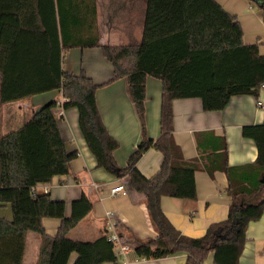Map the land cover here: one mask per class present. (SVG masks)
I'll use <instances>...</instances> for the list:
<instances>
[{"label":"trees","instance_id":"16d2710c","mask_svg":"<svg viewBox=\"0 0 264 264\" xmlns=\"http://www.w3.org/2000/svg\"><path fill=\"white\" fill-rule=\"evenodd\" d=\"M264 21V0H255ZM76 2V4H75ZM77 0H0V72L6 63L18 29L46 35L49 44L48 70L65 99L63 108L76 107L78 124L97 166L118 178H126L130 189L144 195L149 222L157 235L133 236L129 257L160 258L185 252V264H238L250 221L264 210V162L230 165L224 136L207 148L205 132L196 136L203 167L212 174L225 173V191L230 197L224 219L210 223L201 236L181 233L163 212L162 196L194 199L195 160L186 161L173 138L175 98L198 97L204 110H219L235 94L257 98L264 88V53L258 42L245 44L236 16L216 0H146L141 41L134 46L99 44L96 35L74 41L67 33L78 14ZM71 45H98L113 66L108 80L125 77L130 98L141 125V139L130 153L125 167L113 157L118 142L106 129L98 110L95 83L84 71L62 69L63 51ZM161 80L160 134L149 138L145 132V80ZM106 82L102 83L105 84ZM58 99L40 106L20 127L0 136V204L8 203L11 220L0 217V264H21L24 234L34 231L41 245L37 264H66L72 251L73 264H120L106 232L93 241L74 240L67 232L91 209L85 195L73 200L70 215L65 203L52 200L49 193H34L32 187L53 175L69 171L76 150L65 148L52 109ZM154 147L162 153L159 171L150 178L137 169L142 153ZM42 217H57L60 225L54 236L45 233Z\"/></svg>","mask_w":264,"mask_h":264},{"label":"crops","instance_id":"0c3cea01","mask_svg":"<svg viewBox=\"0 0 264 264\" xmlns=\"http://www.w3.org/2000/svg\"><path fill=\"white\" fill-rule=\"evenodd\" d=\"M226 11L236 16L242 28L245 44L258 42L264 53V21L255 0H216ZM76 4V2H75ZM77 15L67 33L74 41L89 40L96 35L99 44L137 45L142 38L146 0H77ZM49 44L45 34L18 29L3 70L0 72V136L20 127L34 112L50 99H58L52 109L59 133L68 151L77 155L69 163L65 174L53 175L50 180L33 186L34 193H49L52 200L65 203V214L71 203L85 195L91 204L89 212L72 227L67 236L74 240L93 241L104 234L107 211L113 212L120 236L133 246L132 234L140 239L157 235L151 226L144 195L127 185L126 178H118L97 166L78 124L76 107L63 108L65 100L59 86L48 70ZM62 69L78 74L84 71L95 83V99L102 121L110 135L118 142L113 157L119 167H125L130 153L141 139V125L130 98L125 77L115 78L113 66L98 45H71L63 51ZM106 82L105 84H102ZM162 82L147 76L145 80V132L149 138L160 134L159 118ZM257 100L262 105H257ZM173 108V138L186 161L195 160L196 196L194 199L162 196L160 205L170 222L183 234L201 236L207 226L226 217L230 197L225 191L227 179L220 170L208 173L203 156L210 149L200 151L196 136L205 132L207 148L216 143L215 136H224L227 160L230 165L264 162V88L257 98L251 94L232 95L219 110H204L198 97L175 98ZM162 153L146 149L136 163L147 178L160 168ZM122 183L125 193L111 194L110 189ZM0 217L11 220L8 203L0 204ZM44 231L54 236L60 225L57 217H42ZM246 241L238 264H264V210L261 216L248 223ZM40 235L34 231L24 234L21 264H37ZM132 251V250H131ZM129 264H185L186 253L178 252L160 258L129 257ZM77 253L72 251L66 264H73ZM122 264V262L117 259ZM4 263L8 264L7 261ZM103 264H111L105 262ZM205 264H214L208 257Z\"/></svg>","mask_w":264,"mask_h":264},{"label":"built area","instance_id":"2783aa9c","mask_svg":"<svg viewBox=\"0 0 264 264\" xmlns=\"http://www.w3.org/2000/svg\"><path fill=\"white\" fill-rule=\"evenodd\" d=\"M257 105H262V102L257 100ZM33 191V187H32ZM118 192L125 193L126 189L122 183L112 187L110 189L111 194H116ZM113 212L107 211L106 217L108 221L106 222L105 232H106V239L111 242L116 250L117 258L122 262V264H129L130 260L128 259V254L133 249V246L126 241L116 229V221L112 217Z\"/></svg>","mask_w":264,"mask_h":264}]
</instances>
